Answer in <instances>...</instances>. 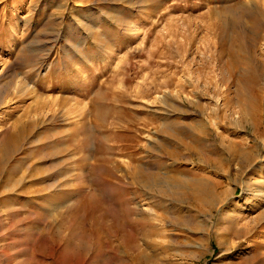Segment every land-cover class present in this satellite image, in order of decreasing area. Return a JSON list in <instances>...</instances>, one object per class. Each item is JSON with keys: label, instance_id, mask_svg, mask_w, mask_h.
<instances>
[{"label": "rangeland", "instance_id": "1", "mask_svg": "<svg viewBox=\"0 0 264 264\" xmlns=\"http://www.w3.org/2000/svg\"><path fill=\"white\" fill-rule=\"evenodd\" d=\"M0 264H264V0H0Z\"/></svg>", "mask_w": 264, "mask_h": 264}]
</instances>
